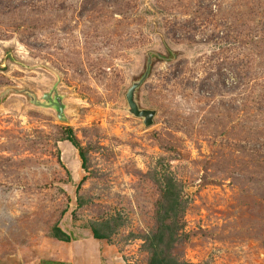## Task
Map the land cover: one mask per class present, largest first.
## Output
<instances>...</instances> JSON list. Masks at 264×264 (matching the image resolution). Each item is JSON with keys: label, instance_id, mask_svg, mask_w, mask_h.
Wrapping results in <instances>:
<instances>
[{"label": "rangeland", "instance_id": "rangeland-1", "mask_svg": "<svg viewBox=\"0 0 264 264\" xmlns=\"http://www.w3.org/2000/svg\"><path fill=\"white\" fill-rule=\"evenodd\" d=\"M155 249L264 264V0H0V264Z\"/></svg>", "mask_w": 264, "mask_h": 264}, {"label": "trees", "instance_id": "trees-1", "mask_svg": "<svg viewBox=\"0 0 264 264\" xmlns=\"http://www.w3.org/2000/svg\"><path fill=\"white\" fill-rule=\"evenodd\" d=\"M68 134H69L68 141L79 151L80 158L82 159L83 164H85L86 157L84 153L82 152L76 137L73 136L71 132H69ZM163 198L166 201V204L168 205V208H169V210H167L168 214L170 213L171 214L169 215V217L166 216V219H164L162 223L167 220L166 222H169L170 225H172L174 228H177L178 227L177 225L178 224L177 223L178 211L181 207V201H180L181 197H180L178 185L176 182L171 181L163 185ZM172 226L168 227V230H171L172 232H174L173 228H171ZM159 230L160 231L158 234V239L160 242H162L164 238L163 236L165 234V226L161 225ZM93 233H94L95 238L102 239V236L99 235V233L96 230H94ZM52 237L60 242H65V243L71 242V237L67 233L62 231L58 226L52 230ZM150 264H164L163 260L160 257V254L158 253L156 249L152 251V257H151Z\"/></svg>", "mask_w": 264, "mask_h": 264}, {"label": "water", "instance_id": "water-1", "mask_svg": "<svg viewBox=\"0 0 264 264\" xmlns=\"http://www.w3.org/2000/svg\"><path fill=\"white\" fill-rule=\"evenodd\" d=\"M135 90H136V87H133L132 89L129 90L128 95H127V101H128V105L130 107L131 113L138 118H144L145 119V125L151 126L153 123V119L155 117V112L146 111V110L142 111L138 108V106L134 100ZM58 109H59V116L61 117V115L63 113V108L59 105Z\"/></svg>", "mask_w": 264, "mask_h": 264}]
</instances>
